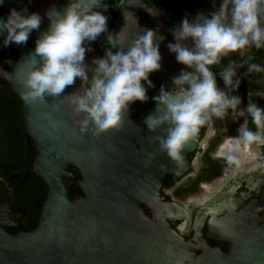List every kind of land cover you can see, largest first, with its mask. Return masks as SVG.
<instances>
[{
	"label": "water",
	"instance_id": "95a60500",
	"mask_svg": "<svg viewBox=\"0 0 264 264\" xmlns=\"http://www.w3.org/2000/svg\"><path fill=\"white\" fill-rule=\"evenodd\" d=\"M33 34L25 44L10 43L19 56L11 86L24 105V130L36 152L32 173L47 191L38 224L30 232H21L8 203L0 202V264H264V225L234 234L229 222L211 219L210 232L232 243L225 254L184 241L168 224L186 213L175 203L162 202V191L171 179L186 174L189 155L208 122L185 143L179 160L160 150L156 138L164 137L166 128L149 131L143 120L154 113L152 97L162 85L170 91L172 79L158 84L151 73L154 87L148 89L146 102L132 103L118 128L98 135L90 131L85 137L80 132L83 118L74 114L67 95L82 94L84 84L91 86L94 60L106 57L102 45L108 44L107 37L100 38L94 60L85 53L87 81L76 78L59 97L26 100L24 81L38 63L32 57ZM69 168L79 175L71 190L65 184L75 178ZM16 178L0 173L6 183ZM12 227L18 230L15 235L8 233Z\"/></svg>",
	"mask_w": 264,
	"mask_h": 264
},
{
	"label": "clouds",
	"instance_id": "9594fccd",
	"mask_svg": "<svg viewBox=\"0 0 264 264\" xmlns=\"http://www.w3.org/2000/svg\"><path fill=\"white\" fill-rule=\"evenodd\" d=\"M100 8L107 10L103 0H69L62 12L50 8L45 13L48 27L39 32L32 53V57L38 58L37 66L27 73L24 81L28 89L24 96L26 100H44L46 95L61 96L76 78L88 80L85 53L92 51L88 45L107 37L111 49L118 50L107 51L103 60H94L95 73L88 89L79 95H67L74 105V114L83 118L80 132L85 137L90 131L98 135L118 128L122 113H128L132 103L149 99L147 91L154 87L149 75L161 67L154 30L137 34L123 49L108 34L107 16L95 10ZM146 11L150 15L157 14L152 8ZM41 21L37 12L10 8L6 17L0 19V33H5L3 46L25 44L29 35L39 30ZM172 36L175 42L167 44L169 52L175 54L178 64L192 71L182 70L175 76L170 91L163 85L160 87L159 94L152 97L156 105L154 113L146 116L143 123L149 131L166 128V135L156 138L160 150L171 159L179 160L182 147L205 124L209 112L222 117L226 110H235L240 105V97L218 88L216 73L210 66L220 63L221 58L230 53L250 46L264 47V0H221L213 13L197 14L191 21L183 19L172 30ZM189 40L191 47L185 43ZM239 66L230 61L219 72L225 89H238L240 81L233 78ZM253 71H264V68L250 64L248 72ZM177 87L179 90H174ZM245 109L257 131L241 128L240 135L250 143L260 141L261 130H264V108L248 103Z\"/></svg>",
	"mask_w": 264,
	"mask_h": 264
},
{
	"label": "flooded vegetation",
	"instance_id": "af4514ba",
	"mask_svg": "<svg viewBox=\"0 0 264 264\" xmlns=\"http://www.w3.org/2000/svg\"><path fill=\"white\" fill-rule=\"evenodd\" d=\"M68 3L69 0H3L0 19L6 17L10 8L18 11L27 8L29 13H39L42 17L39 30L33 31L36 40L39 32L46 30L49 24L45 13L52 7L62 12ZM220 3L221 0H103L107 10H95L107 16L109 35L120 47L129 44L143 31L156 32L155 43L159 44L161 67L153 74L155 81L161 84L164 79L173 80L182 70L192 71L178 64L175 54L167 48L168 43L175 42L172 30L185 18L191 21L197 14L213 13ZM147 8L155 9L157 14L150 15ZM4 35L0 33V167L13 160L18 162L20 168L6 174L17 176L15 181H0V202L8 203L19 230L30 232L38 224L41 208L39 211L36 209V198L18 189L23 186L39 187L37 177L32 173L36 152L24 130V105L14 95L11 86L19 56L10 44L3 46ZM99 40L88 45L92 48L88 52L91 60L96 58ZM185 43L191 47L190 40ZM110 50H113L110 45H102L103 55L106 56ZM230 61L240 65L233 78L240 81L235 91L225 89L219 76ZM250 64L264 68V47L257 49L250 46L230 53L222 57L220 63L210 66V70L216 73L218 88L231 96L240 97L241 103L235 110H226L222 117L208 113L207 126L199 132V143L189 155L188 171L178 179H171L161 194L162 202L175 203L186 213L181 219L168 220L172 230L186 242L198 243L201 248L220 249L225 254L230 251L232 243L210 232L208 222L211 219L229 222L234 234L264 225V136L260 141L250 143L239 132L241 128H248L250 115L245 109L247 104L257 101L264 104V71L249 73ZM85 90L84 84L82 93ZM174 90L178 91L179 88ZM67 179V187H72L78 181L76 178ZM205 193L209 196L205 197ZM203 197L206 200L200 203ZM144 211L150 216L147 209ZM17 232L16 228L8 229L11 235Z\"/></svg>",
	"mask_w": 264,
	"mask_h": 264
},
{
	"label": "trees",
	"instance_id": "16d2710c",
	"mask_svg": "<svg viewBox=\"0 0 264 264\" xmlns=\"http://www.w3.org/2000/svg\"><path fill=\"white\" fill-rule=\"evenodd\" d=\"M255 104H257L261 108H264L263 102L257 101V102H255ZM247 127H248L247 130H251L253 132L257 131L255 125L252 123L251 116H250L249 124H248ZM261 136L262 137L264 136V130H261ZM11 139H10V141H11ZM17 164H18L17 161H13L12 160L11 162H8L5 166L2 165L0 167V171L3 174H11V173L17 171L20 168ZM68 171L71 172L74 175L76 180H79V175H78V173L75 170H72L70 168ZM36 179H37V182H38L37 185L39 186L36 189H33L30 186H23L21 189H18V190L22 191L27 196H31L33 198H36L38 200V202L36 204V209L39 211L41 206H42L43 200H45L47 189H46V186H45V184L43 183L42 180H40L38 177ZM65 183H66V185H68V179H65ZM68 189L71 190V187L69 186ZM71 197L75 198V196L72 193H71Z\"/></svg>",
	"mask_w": 264,
	"mask_h": 264
},
{
	"label": "rangeland",
	"instance_id": "374dc122",
	"mask_svg": "<svg viewBox=\"0 0 264 264\" xmlns=\"http://www.w3.org/2000/svg\"><path fill=\"white\" fill-rule=\"evenodd\" d=\"M204 195H205V197H208V196H209V195L207 196V194H206V193H205ZM205 200H206V198H204V197H203V198H201V200H200V203L204 202Z\"/></svg>",
	"mask_w": 264,
	"mask_h": 264
}]
</instances>
